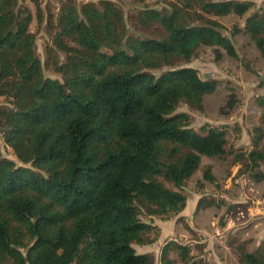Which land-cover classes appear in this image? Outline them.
<instances>
[{"label":"trees","instance_id":"16d2710c","mask_svg":"<svg viewBox=\"0 0 264 264\" xmlns=\"http://www.w3.org/2000/svg\"><path fill=\"white\" fill-rule=\"evenodd\" d=\"M30 1L43 22L40 0ZM164 3L135 15V35L114 0L81 9L62 2L56 24L48 21L53 43L46 48V64L60 82L44 74L31 11L20 0H0V97L9 104L0 106V135L21 163L0 152V264H154L134 248L159 237L142 216L182 213L187 197L180 190L202 157L229 154L225 131H196L190 115L177 113L180 105L203 113L217 83L177 66L190 64L201 47L214 48L217 61L223 51L238 60L215 19L246 17L254 3ZM243 32L264 56V12L250 14L233 34ZM164 68L170 71L152 73ZM257 101L262 127L253 131L252 151L235 160L260 183L264 98ZM203 179L216 183L210 167ZM213 205L201 199L197 209ZM235 249L239 264H264V241L254 251L246 243ZM192 257L191 246L172 240L160 263L189 264Z\"/></svg>","mask_w":264,"mask_h":264},{"label":"rangeland","instance_id":"374dc122","mask_svg":"<svg viewBox=\"0 0 264 264\" xmlns=\"http://www.w3.org/2000/svg\"><path fill=\"white\" fill-rule=\"evenodd\" d=\"M65 0H40L43 22L39 23L36 6L30 0H20L32 14L30 30L36 34V52L41 59L46 77L62 82V77L46 64V48L52 46L53 34L48 26L52 18L56 24L61 3ZM81 9L84 4H100L102 0H74ZM223 1V0H221ZM254 3L251 12H264V0H239ZM123 10L129 31L139 35L134 17L145 6L161 9L164 0H114ZM246 17L229 16L216 18L225 28L224 34L232 39L239 59L230 58L224 51L222 59L217 61L214 48L201 47L198 55L190 64L180 63L177 68L190 67L198 70L204 80L217 83L216 92L207 96L204 111L198 112L187 105H180L177 113H186L191 117V128L196 131L203 127L217 128L226 132L229 153L222 158L202 157L200 170L186 182L180 190L187 197L186 209L177 216L146 217L142 220L156 226L159 230L157 241L148 246L134 248L138 254H149L154 264H161L163 247L172 240L192 247V261L189 264H239L236 246L246 243L254 251L264 241V181L255 182L235 156L238 153L248 154L252 151L253 131L262 127L263 109L258 105V98H264V56L254 42L245 33L234 36V28H245ZM64 61V57H61ZM247 64L251 69H246ZM170 71L169 68L153 71L160 76ZM235 95V98H233ZM234 107H231V102ZM0 106H9L4 97H0ZM205 133V132H203ZM264 146V139L261 144ZM0 152L4 158L13 160L18 166L12 149L6 146L0 135ZM212 169L216 183L211 184L203 179V170ZM171 188V187H170ZM213 201L209 208L198 210V202ZM174 260H178L172 255Z\"/></svg>","mask_w":264,"mask_h":264},{"label":"crops","instance_id":"0c3cea01","mask_svg":"<svg viewBox=\"0 0 264 264\" xmlns=\"http://www.w3.org/2000/svg\"><path fill=\"white\" fill-rule=\"evenodd\" d=\"M244 29V28H243Z\"/></svg>","mask_w":264,"mask_h":264}]
</instances>
